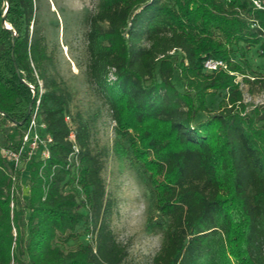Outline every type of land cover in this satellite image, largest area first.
<instances>
[{
	"label": "trees",
	"instance_id": "1",
	"mask_svg": "<svg viewBox=\"0 0 264 264\" xmlns=\"http://www.w3.org/2000/svg\"><path fill=\"white\" fill-rule=\"evenodd\" d=\"M3 16L0 148L18 145L37 99L52 141L48 159L27 164L22 206L21 170L0 154V264H123L103 164L78 114L77 164L68 160L70 95L47 78L34 2L0 0ZM88 26L87 81L115 123L114 155L149 191L144 230L162 238L150 264H264V106L247 111L235 76L203 70L213 58L249 76L246 53L264 54V0H101ZM252 77L244 83L264 89V76ZM220 92L214 112L205 99Z\"/></svg>",
	"mask_w": 264,
	"mask_h": 264
},
{
	"label": "rangeland",
	"instance_id": "2",
	"mask_svg": "<svg viewBox=\"0 0 264 264\" xmlns=\"http://www.w3.org/2000/svg\"><path fill=\"white\" fill-rule=\"evenodd\" d=\"M35 28L44 37L48 61V80L55 81L70 95L68 104L72 119L80 115L90 129V149L100 156L103 164L101 178L105 189V199L109 201L111 215L109 227L116 240L127 247L128 256L123 264H150L158 252L161 235H149L144 230L145 219L151 210V197L140 175L127 160H119L112 151L115 123L108 107L88 83L85 75L89 62L86 46L88 19L96 13L101 0H33ZM1 27V18H0ZM246 73L249 76H264V54L256 46L244 56ZM112 80V76H110ZM173 81L182 89L177 80ZM43 92V82H38ZM254 98L264 94V89L245 84ZM225 92L206 96V106L216 112ZM205 114L200 113L201 119ZM7 124L5 133H12ZM1 143V139H0ZM21 193L18 205H24L29 196L28 168L21 169Z\"/></svg>",
	"mask_w": 264,
	"mask_h": 264
},
{
	"label": "built area",
	"instance_id": "3",
	"mask_svg": "<svg viewBox=\"0 0 264 264\" xmlns=\"http://www.w3.org/2000/svg\"><path fill=\"white\" fill-rule=\"evenodd\" d=\"M259 7L257 2H254ZM203 70L205 72H217L224 71L230 75L235 76V82L239 84V88L243 93V103L247 105L248 111L251 107L264 106V94H261L258 98H253L248 91L243 92L245 88L244 78H248L250 81H255L254 77L245 76L236 72H231L226 62L218 59L207 58L203 61ZM42 93V92H40ZM39 99L35 101L34 106L30 110L29 120L22 130L21 137L17 146H7L0 148V154L3 159L11 163L17 170H21L31 160L45 161L50 155V144L52 138L47 131L46 124L39 117ZM64 121L69 127L68 140L73 144V152L69 155L68 160H74L77 164L78 146L75 143V126L73 125L70 116H65ZM12 181L16 182L12 177ZM13 194V187L11 189ZM11 209L13 203L10 204Z\"/></svg>",
	"mask_w": 264,
	"mask_h": 264
},
{
	"label": "water",
	"instance_id": "4",
	"mask_svg": "<svg viewBox=\"0 0 264 264\" xmlns=\"http://www.w3.org/2000/svg\"><path fill=\"white\" fill-rule=\"evenodd\" d=\"M1 27H2V28H5V29H10V28L8 27V25L5 23V18H4V16L1 18ZM15 70L17 71V67H16V66H15ZM17 75H18V77L20 78L18 71H17ZM32 103H33V101H32L31 104L29 105V108H28V111H27V114H28V115L30 114V110H31Z\"/></svg>",
	"mask_w": 264,
	"mask_h": 264
}]
</instances>
